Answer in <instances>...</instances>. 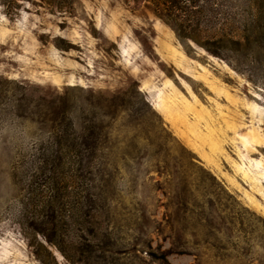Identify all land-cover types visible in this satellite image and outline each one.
Wrapping results in <instances>:
<instances>
[{
    "label": "rangeland",
    "instance_id": "1",
    "mask_svg": "<svg viewBox=\"0 0 264 264\" xmlns=\"http://www.w3.org/2000/svg\"><path fill=\"white\" fill-rule=\"evenodd\" d=\"M206 2L239 43L150 1L0 0V264H41L38 157L93 125L101 235L80 262L36 236L58 264H264V0Z\"/></svg>",
    "mask_w": 264,
    "mask_h": 264
},
{
    "label": "trees",
    "instance_id": "2",
    "mask_svg": "<svg viewBox=\"0 0 264 264\" xmlns=\"http://www.w3.org/2000/svg\"><path fill=\"white\" fill-rule=\"evenodd\" d=\"M139 1L153 2L156 9H159V14L171 18L175 31L180 37H184L182 34L186 33L184 31L187 29L195 35H200L208 26L213 25L214 30L209 34L212 39L223 43H239L242 40L241 34L233 35L225 32V27L234 22V15L222 11L221 7L214 12H207L204 9L205 5H202L207 3V0ZM213 3L219 7L224 6L226 1ZM70 133L58 134L51 142L50 153L47 150L38 157L39 162L40 159L42 162L37 164L35 170H40L41 176H44V183L40 187H47L48 192L39 190L40 187L28 191L31 194L36 192L45 200L40 206L37 218L28 224L34 239V244L30 242L29 247L41 264L58 263L36 236H40L47 245L57 248L65 257H67L66 252L73 250L72 253L78 255L75 261L80 262L81 252L89 246L86 241L99 239L102 231L99 220L102 209L101 192L96 177V168H98L96 162L102 147L101 127L93 125L80 131V134L72 131L70 136ZM65 134L71 138L65 140ZM85 177L88 182L78 191L77 182ZM70 180L77 185L73 186ZM71 230L75 232L70 235L68 232ZM44 252L49 257V262L45 260ZM143 264L149 262L143 261Z\"/></svg>",
    "mask_w": 264,
    "mask_h": 264
}]
</instances>
